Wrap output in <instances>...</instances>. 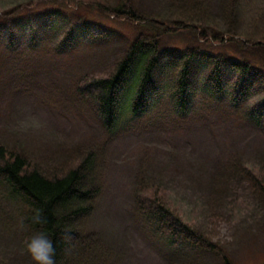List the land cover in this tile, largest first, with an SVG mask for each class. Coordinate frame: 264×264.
Wrapping results in <instances>:
<instances>
[{"label": "rangeland", "instance_id": "374dc122", "mask_svg": "<svg viewBox=\"0 0 264 264\" xmlns=\"http://www.w3.org/2000/svg\"><path fill=\"white\" fill-rule=\"evenodd\" d=\"M22 1L0 0V21L15 16L8 15L9 11ZM86 1L69 5L71 18L91 20L92 34L112 33L102 39L91 38V34L63 55L53 52L54 42L33 52L23 60V67L31 76L21 81V91L20 81L12 83V63L0 45V144L23 152L31 167H38L51 177L77 166L89 151H98L104 187L94 211L86 217L85 226L99 232L112 247L113 264H169L171 255L181 263V259L197 253L186 242L183 245L189 248L176 244L175 249H170L136 218L135 177L143 170L160 184L146 190L144 196L160 195L172 211L222 246L231 264H264V208L256 201L249 184L231 180L227 184L231 190L227 200L226 194L212 193L209 187L214 172L236 154L254 166L264 149V134L238 116L217 111L203 110L181 121L172 115L168 104L129 122L120 131L109 132L89 106L90 101L77 100L73 85L83 80L81 86L85 90L83 87L93 78L107 77L134 39L139 25L127 18H114L101 12L91 0ZM138 1L154 15L166 13L169 4V0ZM205 2L210 12L208 21L224 29L222 2ZM52 7L48 0H35L25 14L34 16ZM25 14L19 16L26 19ZM258 15L259 21L264 20V0H243L237 31L242 35L251 30ZM161 44L196 45L213 52L233 49L228 43H205L189 28L169 32ZM164 95L161 103L169 100L168 93ZM17 229L8 232L0 227V259L6 264H31L33 258L24 251ZM207 253L200 256L203 264H224L223 259Z\"/></svg>", "mask_w": 264, "mask_h": 264}, {"label": "trees", "instance_id": "16d2710c", "mask_svg": "<svg viewBox=\"0 0 264 264\" xmlns=\"http://www.w3.org/2000/svg\"><path fill=\"white\" fill-rule=\"evenodd\" d=\"M34 1L23 0L15 10L9 11L8 15L15 16L0 21V45L12 63V83L20 81L18 91H21V81L31 76L23 67L26 57L46 49L49 42L55 43L52 49L55 54L63 55L86 41L93 31L91 20L72 19L69 12L71 3L86 0H48L52 9L34 16L25 14ZM220 1L224 29L208 21L210 12L205 0H169L167 11L162 15L142 8L138 0H91L101 12L130 19L139 29L111 73L93 78L83 87L86 91L82 90L83 80L75 82L74 96L81 102L88 99L103 127L111 133L168 104L172 115L181 121L203 110L217 111L238 116L264 134V26L260 25L264 20L259 21L261 15L256 16L253 28L241 35L236 24L243 0ZM188 28L205 43H228L233 49L213 52L196 45L166 47L161 44L169 32ZM110 33H93L91 38L102 39ZM166 92L169 100L161 103ZM101 164L98 151L91 150L77 166L61 176L51 177L40 168L31 167L23 152L0 144V227L8 232L18 227L27 255L31 254L25 241L42 230L55 240L57 264H113L112 247L99 232L87 230L85 226L86 217L94 211L103 191ZM248 164L240 154L234 155L214 172L209 187L220 196L226 194L227 200L231 195L227 184L234 179L245 181L264 208V149L254 166ZM156 184L160 185L158 179L144 170L136 174L133 194L136 218L170 249H175L176 244L186 246L183 245L186 242L197 251L191 258L185 255L187 258L181 259V263L175 262L171 255L169 264H203L200 256L204 252L223 259L224 264H231L222 246L172 211L160 195L144 196L146 190L159 187ZM225 199L217 202H227ZM36 216L42 217L43 222H35ZM30 262L36 264L33 259ZM0 264L6 263L0 259Z\"/></svg>", "mask_w": 264, "mask_h": 264}, {"label": "clouds", "instance_id": "9594fccd", "mask_svg": "<svg viewBox=\"0 0 264 264\" xmlns=\"http://www.w3.org/2000/svg\"><path fill=\"white\" fill-rule=\"evenodd\" d=\"M35 222L42 223L43 218L34 217ZM25 247L36 264H57V248L54 238L46 231L38 230L25 241Z\"/></svg>", "mask_w": 264, "mask_h": 264}]
</instances>
